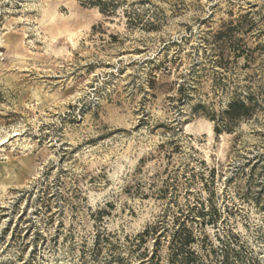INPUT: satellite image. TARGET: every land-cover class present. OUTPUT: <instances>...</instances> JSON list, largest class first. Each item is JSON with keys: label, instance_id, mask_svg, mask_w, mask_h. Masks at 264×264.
<instances>
[{"label": "rangeland", "instance_id": "rangeland-1", "mask_svg": "<svg viewBox=\"0 0 264 264\" xmlns=\"http://www.w3.org/2000/svg\"><path fill=\"white\" fill-rule=\"evenodd\" d=\"M0 142V264H264V0H0Z\"/></svg>", "mask_w": 264, "mask_h": 264}, {"label": "trees", "instance_id": "trees-1", "mask_svg": "<svg viewBox=\"0 0 264 264\" xmlns=\"http://www.w3.org/2000/svg\"><path fill=\"white\" fill-rule=\"evenodd\" d=\"M82 5L94 7L102 14L113 13V7L117 0H79ZM251 114V106L243 100H231L223 111V120H239L248 117ZM211 120H214L211 118ZM214 131L220 133L222 130H228L226 124L219 125L214 122ZM194 207V205L192 206ZM190 210V208H189ZM199 216L202 214L198 212ZM172 223L169 227L165 225L164 214L157 218L151 224H148L144 230L137 235L133 242L134 249H139L144 245L147 238H152V248L146 246L139 254L136 264H160L159 247L162 239L167 238L166 264H206L209 250L203 247L206 236L201 239L196 234L195 223L197 219H192L191 224L187 225V216L180 212L179 216L172 214ZM184 216V218H182ZM204 223V219L199 223ZM212 251V250H211Z\"/></svg>", "mask_w": 264, "mask_h": 264}, {"label": "bare ground", "instance_id": "bare-ground-1", "mask_svg": "<svg viewBox=\"0 0 264 264\" xmlns=\"http://www.w3.org/2000/svg\"><path fill=\"white\" fill-rule=\"evenodd\" d=\"M2 139V138H1ZM5 140V139H4ZM3 141V140H2ZM3 144V142H0V145H2ZM7 171V170H6Z\"/></svg>", "mask_w": 264, "mask_h": 264}]
</instances>
